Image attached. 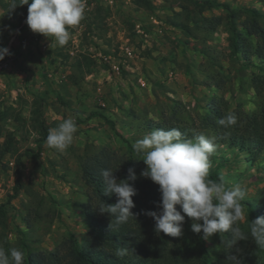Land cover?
<instances>
[{"label":"rangeland","instance_id":"obj_1","mask_svg":"<svg viewBox=\"0 0 264 264\" xmlns=\"http://www.w3.org/2000/svg\"><path fill=\"white\" fill-rule=\"evenodd\" d=\"M4 2L9 0H0V48L18 27ZM84 4L83 19L68 28L67 44L59 46L25 24L0 60V248H17L25 259L65 242L81 245L88 227L82 205L89 194L82 165L107 151L145 168L142 155L116 133L133 145L171 125L185 138L204 134L213 141L209 173L228 188L244 189L246 219L239 223L250 229L247 202H264V150L252 160L248 151L217 141L200 121L211 106L247 117L264 102V61L250 51L257 38L248 28L250 9L264 27V0ZM236 39L249 53L234 50ZM91 112L112 120L114 128ZM67 118L77 125L72 144L63 152L47 147L49 129ZM217 235L198 242L208 263L219 253ZM255 246L251 264L264 258V247Z\"/></svg>","mask_w":264,"mask_h":264},{"label":"clouds","instance_id":"obj_2","mask_svg":"<svg viewBox=\"0 0 264 264\" xmlns=\"http://www.w3.org/2000/svg\"><path fill=\"white\" fill-rule=\"evenodd\" d=\"M25 4L28 5L25 22L30 30L54 38L59 46L67 44L70 39L68 28L81 22L85 8L84 0H31L30 3L29 0H9V10ZM8 54L7 48H0V60ZM236 121L235 114L230 113L220 118L218 124L228 127ZM76 132L74 119L67 118L49 129L45 143L47 147L63 152L72 144ZM132 147L137 154H142L143 158L139 160L146 165L140 176L159 186L157 211L145 212L153 218L157 235L182 236L187 217L191 219V230L201 234L204 240L214 234L229 233L232 245L248 238L238 226L246 219V206L241 203L246 194L244 189L240 185L226 187L223 178L219 182L208 179L210 157L216 150L211 139L204 134L185 138L177 128L156 129L136 140ZM100 177L104 195H114L116 202L105 204L101 201L97 207L99 212L110 214L117 225L126 223L129 217H134L131 210L135 207L132 197L136 195V189L129 183L137 179L134 169H128L125 179H117L111 168L102 169ZM249 228L255 244L264 247V216L252 219ZM232 259L234 264H240V260ZM0 264H24V252L17 248L6 252L0 248Z\"/></svg>","mask_w":264,"mask_h":264},{"label":"trees","instance_id":"obj_3","mask_svg":"<svg viewBox=\"0 0 264 264\" xmlns=\"http://www.w3.org/2000/svg\"><path fill=\"white\" fill-rule=\"evenodd\" d=\"M1 6L7 17L16 21L18 26L28 13L27 4L18 6L14 10H9V2L1 3ZM250 12L252 20L248 25L249 33H253L257 38L251 45L250 51L264 61V27L258 24V13L253 9H250ZM231 43L236 52L243 55L249 53L248 47L241 45L240 39L231 40ZM259 84L260 81L256 79L255 86L259 87ZM209 108L210 112L202 117L200 122L203 127L214 131L217 141L248 151L253 154L250 158L252 160L264 150V102L250 116H236V123L228 127L219 125L218 120L226 117L230 112H223L215 106ZM96 115L102 117L104 122L114 128L113 121L105 116L96 112L89 114V116ZM171 128L178 129L175 125H171L168 129ZM116 134L128 144L131 151L135 152L126 139L119 133ZM4 144L9 146L8 142H4L2 146ZM107 157L110 160L107 161ZM105 168L113 169L117 179L127 178L129 168L134 169L137 176L135 181H129L136 189V195L132 197L135 207L131 210L134 217H129L126 223L120 225L115 223L110 214H101L97 208L101 201L105 204L116 202L114 195H104V184L100 172ZM143 169L144 167L135 158L112 155L107 151H101L97 157L86 161L82 165L81 174L89 192L86 202L82 205L88 225L85 240L79 246L74 245L72 241L57 245L56 249L49 254L29 253L24 259V264H234L232 257L240 260V264H251L256 255L253 239L237 241L230 245L229 233L217 235L219 253L214 261L208 263L206 249L198 244L203 240L201 234L191 230V219L187 217L183 224L182 236L171 237L163 233L157 235L154 231L153 218L145 215V212L157 211L156 205L160 201L159 186L151 179L140 176ZM208 179H218V175L216 172L209 173ZM246 210L251 220L264 216V202L254 205L247 202ZM4 216L5 212L0 206L2 227L5 222ZM238 226L245 234L250 233V229H247L244 223H239ZM121 251H123L122 255L119 254ZM255 264H264V258Z\"/></svg>","mask_w":264,"mask_h":264},{"label":"water","instance_id":"obj_4","mask_svg":"<svg viewBox=\"0 0 264 264\" xmlns=\"http://www.w3.org/2000/svg\"><path fill=\"white\" fill-rule=\"evenodd\" d=\"M27 15H28V13H27ZM27 15H26L25 18L23 19L22 23L16 28L14 35L10 38V40H9V42H8V45H7V47H6L7 49H8L9 46L12 44V42H13L15 36L17 35V33L19 32V30H20L22 27H24V25L26 24L25 21H26Z\"/></svg>","mask_w":264,"mask_h":264},{"label":"built area","instance_id":"obj_5","mask_svg":"<svg viewBox=\"0 0 264 264\" xmlns=\"http://www.w3.org/2000/svg\"><path fill=\"white\" fill-rule=\"evenodd\" d=\"M84 1H86V0H84ZM102 1H105V2H107L108 4L112 3V0H102ZM125 50H127V48H126Z\"/></svg>","mask_w":264,"mask_h":264}]
</instances>
